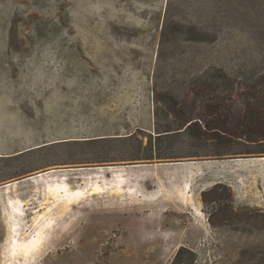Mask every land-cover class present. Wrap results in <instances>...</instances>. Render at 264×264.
<instances>
[{"label": "rangeland", "instance_id": "obj_1", "mask_svg": "<svg viewBox=\"0 0 264 264\" xmlns=\"http://www.w3.org/2000/svg\"><path fill=\"white\" fill-rule=\"evenodd\" d=\"M0 264H264V0H0Z\"/></svg>", "mask_w": 264, "mask_h": 264}, {"label": "bare ground", "instance_id": "obj_2", "mask_svg": "<svg viewBox=\"0 0 264 264\" xmlns=\"http://www.w3.org/2000/svg\"><path fill=\"white\" fill-rule=\"evenodd\" d=\"M123 167H127V166H105V167H98V169H97V173L99 174V175H97V176H99L100 178H105V172H112V176H117V175H119V174H116V172H117V170L119 171H121L122 169H123ZM52 171V170H51ZM44 174L45 173H39V174H37L36 175V178L37 179H42L43 178V176H44ZM117 178V177H116ZM122 178V177H121ZM112 181H115V182H117V185L118 186H122V187H124V185L125 184H123V183H121V179H119V177L117 178V179H115L114 178V180H112ZM126 183V182H125ZM129 187V186H128ZM126 190V189H125ZM120 191H122V190H120ZM123 191H124V189H123ZM116 193V192H115ZM64 205H65V207H67V206H72L73 204L72 203H70L69 201H67V202H65L64 203ZM72 208V207H71ZM65 210V209H64ZM10 215V218H11V213H9ZM12 229V228H11ZM42 241H43V236L42 235H37V237L35 238V239H33L29 244H27V245H25V247H22L21 249L23 250V252L25 253V254H27V253H31V252H37L38 250H40V245H41V243H42Z\"/></svg>", "mask_w": 264, "mask_h": 264}, {"label": "trees", "instance_id": "obj_3", "mask_svg": "<svg viewBox=\"0 0 264 264\" xmlns=\"http://www.w3.org/2000/svg\"><path fill=\"white\" fill-rule=\"evenodd\" d=\"M251 123V120L248 121V119L245 117V119H243V124H247V123Z\"/></svg>", "mask_w": 264, "mask_h": 264}, {"label": "crops", "instance_id": "obj_4", "mask_svg": "<svg viewBox=\"0 0 264 264\" xmlns=\"http://www.w3.org/2000/svg\"><path fill=\"white\" fill-rule=\"evenodd\" d=\"M263 159V158H262ZM184 163V162H183Z\"/></svg>", "mask_w": 264, "mask_h": 264}]
</instances>
